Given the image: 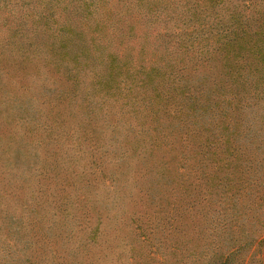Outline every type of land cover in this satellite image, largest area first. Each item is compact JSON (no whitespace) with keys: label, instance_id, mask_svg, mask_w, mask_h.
<instances>
[{"label":"trees","instance_id":"1","mask_svg":"<svg viewBox=\"0 0 264 264\" xmlns=\"http://www.w3.org/2000/svg\"><path fill=\"white\" fill-rule=\"evenodd\" d=\"M15 56L27 64V88L34 85L28 100L36 92L58 100L44 117L30 105L14 114L26 121L27 113V124L43 126L48 139L27 128V200L35 186L30 180L46 172L32 151L33 142L39 146L67 139L74 151L57 155L55 170L71 166L72 181L63 175L58 191L39 189V199L27 203L26 218L12 214V232L25 234L0 244V264H264V117L253 131L250 124L241 127L240 133L248 134L241 139L236 116L243 99L263 101L258 103L264 110V0H0V71L7 72L6 61ZM216 60L234 87L204 94L198 107L190 104L188 109L203 115L214 110L211 102H235V117L224 119L218 131L199 135L204 157L194 165L187 155L190 136L183 138L176 182L187 192L186 185L193 184L190 169L200 179L205 159L218 152L207 187L233 185V178L219 170L241 164V172L252 176L254 194L226 199L231 201L226 207L241 219L234 223V233L220 238L215 229L207 246L196 252L173 245L170 262L158 243L150 245L155 228L164 229L178 218L174 192L158 196L151 191L170 173L163 164L157 168L154 154L149 155L164 129L156 116L151 124L130 118H140L148 102H175L172 92L177 89L189 93V70L216 69ZM63 82L61 89L57 85ZM112 103L120 117H113ZM12 108L16 106L1 109L0 118L7 121L6 111ZM209 121L202 122L204 132ZM238 134V141L245 139L243 146H233ZM19 155L22 160L25 153H17L13 162L20 161ZM0 163L12 162L6 158ZM141 169L147 174L145 187L138 179ZM168 198L172 203L164 207ZM148 199L154 207L141 209ZM226 200L207 201L223 205ZM196 203L179 208L188 210ZM145 247L146 253L141 251Z\"/></svg>","mask_w":264,"mask_h":264},{"label":"rangeland","instance_id":"2","mask_svg":"<svg viewBox=\"0 0 264 264\" xmlns=\"http://www.w3.org/2000/svg\"><path fill=\"white\" fill-rule=\"evenodd\" d=\"M25 60L27 61V58ZM215 62L217 64L216 69L210 71L207 69L200 71L189 70V73L185 76L188 83L187 86L190 89L189 93L186 91L181 94L180 90L177 89L172 92V95L174 96L173 100L175 102H159V105H156L153 102H148L147 105L149 107L144 105L143 111H141L138 116L140 118H130L133 121H145L151 124V121H153L156 116V123L159 124L158 127L164 129L158 138L159 145L151 150L149 155L154 154L155 166L157 168H159V164H163L168 169L167 172L170 173L159 179V181L153 183L151 191H154L158 196H162V194L170 191L174 192L173 198L176 199H173V201L178 208V218L174 217L172 223L164 229L160 230L155 228L154 239H151L152 244L150 245L155 246L158 243L161 248L159 249L160 252H164V254L167 252L170 262H172L171 258L173 255L170 254V251L173 245H177L180 248L188 246L190 247L189 252H196V250L199 251L200 249H204L207 246V242L211 241L210 236L213 230L216 229L218 231L220 238L228 233H234L236 229L234 223L236 220L241 219L238 218L237 213L232 214L233 209L226 207L231 204V201L226 199L236 198V196H239L238 194H247V196L252 198L254 194L255 186L251 185L252 176H245L246 174L241 172L243 167L241 164L235 165L232 163L230 166L219 170L221 174H226L229 178H233V181H230L233 185L223 183L224 186H221L224 189L221 187H217L218 189L207 187L208 184L205 183V180L209 177V172L215 170L213 166L217 164L215 159L219 156L218 152H216L215 155L209 154L205 159L207 164L200 179L196 177L197 172L190 169L188 176L190 180H193V184L186 185L188 188L187 192H184L183 188H180V182H176V174L179 171V160L182 155L181 149L183 138L187 134L190 136L187 155L189 157L190 165H194L199 162V158L204 157L201 152L202 150L197 146V144L201 143L199 135L205 133L207 135L212 134L214 130L218 131L219 125H221L224 119L230 117V122H232L235 117V112L233 110L235 102H211L209 104L214 110L208 109L203 115L201 113H196L195 110L192 112L191 109H188L190 108V104H196L194 108L198 107L197 103L199 104L203 100L204 94L212 93L223 87H234L235 84L230 86L228 84V79L223 76L224 69L223 72L222 68L220 71L221 66H218V64H221L220 60H216ZM6 63L8 64L7 67L10 69H8L7 72L0 71V86L3 87V91L0 90V110L11 105L16 106V108L8 109L6 111L10 112L7 121L0 118V121L2 120L4 123V127L0 128V162H3L6 158L12 162L9 165H3L0 163V244L3 245L6 244V239H8V242H13V239L10 238L12 235L23 236L25 234V232H12L15 229L10 226V221H13L12 214L18 216L22 213L24 214V218H26L27 203L39 199V189H47L55 192L58 191L63 175H65L66 181H72L70 175V169H72L71 166L63 168L62 164L60 165V171L58 172L55 168L58 167L56 165L57 155L71 154L74 151V149L70 148L71 144L67 139L47 145H44L41 142L39 146H36L35 142L32 143L31 146L34 147L32 151L35 152L37 157H39V165L46 170V172L41 175L37 174L30 180L35 186L29 192L27 200V152H29L27 149L29 148V145H27L25 141L30 139L29 134L27 133V128L34 130L37 136H42L45 140L48 139L46 137V131L43 130V126L35 125L32 127L30 123L27 124V113L24 114L26 121L19 120L17 118L18 116L16 117L14 114L16 109L25 110L27 105H30L32 109L36 110V113L41 111L40 116L44 117L45 113L49 111L51 104L53 102H58V100H51L50 94L48 93L45 95H38L37 92L34 93V100H28L29 88L34 89V85L27 88V82L30 78V75L27 76V64L24 65L20 60V56L8 59ZM15 64L19 67L18 69L12 68ZM52 76H55V74H52ZM31 77H34V75L31 74ZM60 79L61 81H64L63 77ZM65 84L66 82H63L59 83L57 86L63 89V85ZM258 102L263 101L255 102V100L249 98L245 100L243 99L242 102H239L238 108L241 107L236 114L239 122V133L241 127L245 128L246 125L249 124V127L253 131L255 124L260 123L261 117H264V110ZM116 105L112 103L111 111L113 112V117H120V114L116 112ZM59 107V105L54 106L52 114L54 110ZM106 118H110V113ZM203 120H210L205 124V127L207 128L206 132H204V128L202 127ZM21 124L24 125L21 126ZM21 134L22 137H20ZM238 136L239 134L237 135V141L233 146H236V144L238 146L239 143L241 146L244 145L245 139L238 141ZM239 137L241 139L243 137L247 138L248 134L241 132ZM219 146L216 149L211 147V151L218 150ZM21 151L25 153V155L22 156V160H20L21 156L19 155L18 159L20 161L16 163L13 162L17 159V153H20ZM230 156L233 158V155ZM82 161L83 159L78 161V167L82 165ZM14 163L20 165L18 170L14 167ZM162 168L157 171H163ZM21 170L24 171L21 172ZM183 171L188 172V169ZM227 171H231L232 173L228 174ZM146 176L147 174L145 173V170L141 169L138 172V179L144 187L146 186ZM42 183V186H38ZM208 199L211 201H226L221 205L219 201L218 203H213L207 201ZM150 200L151 199L146 200L145 204L147 206L142 205L139 207L147 210L149 209L148 206L153 208L155 201ZM193 200H196L197 203L194 206L191 205L192 207L190 206V209L181 210L179 208L181 206H187L189 203L193 202ZM199 200H202L200 202L201 204L199 203ZM171 203L172 198H168L164 207L169 206ZM158 206L163 207L161 202L158 203ZM206 208H211L212 210L207 212ZM253 214H259V212L255 210ZM156 215L158 216L159 213ZM182 222H186V225H183ZM214 225L216 227H214ZM252 229L254 230V226H252ZM25 231H27V225ZM147 231L153 232V229L150 230L147 228ZM150 234L153 235L152 233ZM28 235H30L29 232ZM166 248L167 251H164L163 249ZM152 250H155V248L150 249V251ZM141 251L146 253L147 248L145 247ZM21 263L22 262L18 264Z\"/></svg>","mask_w":264,"mask_h":264}]
</instances>
